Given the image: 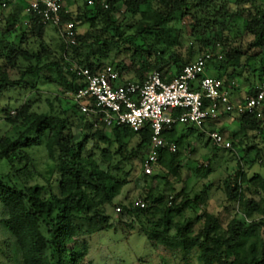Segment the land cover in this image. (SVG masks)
<instances>
[{"label":"trees","instance_id":"1","mask_svg":"<svg viewBox=\"0 0 264 264\" xmlns=\"http://www.w3.org/2000/svg\"><path fill=\"white\" fill-rule=\"evenodd\" d=\"M71 1L82 2L81 8L63 7L60 17L62 23H74L75 44H65L60 36L54 47L45 41L48 25L38 16L26 8L23 13L11 8L5 15L10 0L5 8L0 4V94L28 88L39 94V85L55 91L46 111L33 109L39 99H24L14 112L2 110L10 129L0 136V202L19 264H90L88 244L79 239L109 230L106 209L113 206L135 219L154 246L176 250L185 264L193 250L200 264H264V176L248 177L246 172L261 160L253 139L264 142V105L261 119L254 113L235 115L238 128L230 135L233 151L240 147L248 157L254 149L255 156L240 159L233 176L220 186L202 185L187 193L184 187L176 191L169 181L181 183L180 150L193 133L222 134L215 123L203 130L182 126L188 129L180 134L179 126L163 131L176 152L161 151L153 174L145 175L149 128L135 133L125 126L108 127L93 115L89 118L95 124L89 123L66 95L85 86L81 69L95 73L110 66L125 82L134 83L157 71L170 82L198 57L211 54L205 75L211 73L225 87L235 80L245 83V93L239 95L245 101L258 89L251 78L264 85V0ZM209 142L213 151L224 150ZM38 148L45 154L42 170L32 152ZM140 151L142 179H161L168 194L148 186L140 196L144 208L116 204L133 169L130 159ZM200 169L194 168L195 173ZM213 188L223 194L225 218L208 209Z\"/></svg>","mask_w":264,"mask_h":264},{"label":"built area","instance_id":"2","mask_svg":"<svg viewBox=\"0 0 264 264\" xmlns=\"http://www.w3.org/2000/svg\"><path fill=\"white\" fill-rule=\"evenodd\" d=\"M8 1L0 0L1 6L5 8ZM64 1L32 0L25 12L58 29L65 44L74 45L75 25L73 22L62 23L60 17ZM88 5H92V1H88ZM104 7L107 8L106 5ZM211 59V54L201 55L170 82H165L157 71L147 73L143 82L134 83L125 82L110 66L95 73L81 69L78 74L85 86L66 95L77 104L82 114L97 116L108 127L114 124L125 126L135 133L148 127L151 137L142 169L145 175H151L161 151L176 152L175 145L167 144L163 139V131L174 126H193L203 130L207 123L224 115L254 113L256 118H262L264 85L245 101L233 98L223 81L205 75ZM218 59H221L220 55ZM236 87L234 82L228 86L231 90H236ZM208 136L215 147L231 148L223 134L214 131ZM134 207L144 208L145 204L137 201ZM115 211L120 213V208Z\"/></svg>","mask_w":264,"mask_h":264},{"label":"rangeland","instance_id":"3","mask_svg":"<svg viewBox=\"0 0 264 264\" xmlns=\"http://www.w3.org/2000/svg\"><path fill=\"white\" fill-rule=\"evenodd\" d=\"M82 2L73 4V11L76 8H81ZM9 8L4 11V14H8ZM133 22L132 19L128 18L127 24L130 25ZM54 27L47 26L45 41L51 46L56 45L57 39L60 35H57L53 31ZM149 44L152 43L151 39H148ZM147 42V43H148ZM140 44H142L140 42ZM175 70L172 69L171 73L174 74ZM208 76L213 77L211 73ZM13 78L17 79V75L14 73ZM251 78V77H249ZM237 84V91H230L232 96L240 98L241 93H245V83L238 80L233 81ZM250 82H253L254 87H259L261 81L257 77L251 78ZM39 94H34L33 90L28 89H16L5 91L0 94V136L6 134L10 127L3 121V112L6 108H11V112H14V108L22 104L24 99L36 100L39 99L33 105V109L36 111L48 110L47 99L53 100L55 91L53 88L46 85H39ZM54 108L58 106L56 102H53ZM89 123H94V119L86 116ZM234 114L224 115L220 120L215 122V129L218 131L222 130V133L229 138V142L232 144L230 137L231 133L236 131L237 125ZM98 128L99 124H96ZM188 129L182 126L177 128L178 133L186 132ZM75 139H79V132L74 131ZM260 150L261 160L257 161L251 169H248L247 176L251 177L254 174L264 176V142L260 138L253 139ZM247 144V142H246ZM237 147H234L236 149ZM232 150L224 151H213L212 145L209 142L208 130H205L203 135L198 132L188 135L184 147L180 150L181 162L184 169L181 172V183H175L173 178H169L170 183L174 184L176 191H179L181 187H184L185 191H200L202 185L212 184L214 187L220 186L225 178L233 176V171L240 159L249 161L255 156L256 151L252 149L250 155L246 157L245 153L241 151V148H237V152ZM32 152L35 154L37 159V167L39 170L44 168L45 154L43 149H34ZM144 156V151H140L136 157L130 159V166H133L132 171L126 177L128 184L123 188L122 194L116 199L115 203L127 204L141 201V195L147 190L148 186L154 189L157 188L156 193L165 191L168 194V186H164V181L156 179L150 182L149 178L145 181L142 179L141 159ZM239 159V160H238ZM209 164V168L206 169L204 166ZM246 166V165H244ZM199 173H195L194 168H199ZM209 170L206 177H202ZM120 178H124L122 174ZM158 191V192H157ZM211 199L208 201V209L212 213L222 214V218H225V214L222 209L223 194L215 189H212ZM117 206L107 207L106 213L110 217L109 224L111 228L105 231L95 232L89 236H83L79 241L87 242L88 244V256L86 261L90 264H185L179 259V253L175 250L165 248L162 246H154L147 237L140 232L139 223L126 215L125 213H117ZM5 208L0 202V264H19L18 251L15 246L14 240L8 232L5 223ZM196 250L192 251L191 256L188 258V264H200L197 261Z\"/></svg>","mask_w":264,"mask_h":264},{"label":"crops","instance_id":"4","mask_svg":"<svg viewBox=\"0 0 264 264\" xmlns=\"http://www.w3.org/2000/svg\"><path fill=\"white\" fill-rule=\"evenodd\" d=\"M32 0H10V7H9V9H11V8H13L14 10H18V11H21L22 13L24 12V9L26 8V6L28 5V3L29 2H31ZM64 5H63V7H65L66 9H68V8H72V6H73V4H78V3H74L73 1H71V0H65L64 1V3H63ZM21 13V14H22ZM233 98H237V97H235V96H232ZM239 99H241V98H239ZM221 119V118H220ZM220 119H218V120H220ZM217 120V121H218ZM217 121H215V122H217ZM215 122H209V123H215ZM209 123H207V124H209ZM236 125H237V128H238V123L236 122L235 123ZM223 134V133H222ZM224 135V134H223ZM225 136V135H224ZM225 138L228 140V141H230L229 140V138L227 137V136H225ZM231 143V142H230Z\"/></svg>","mask_w":264,"mask_h":264}]
</instances>
